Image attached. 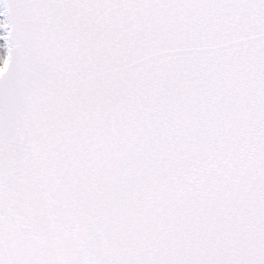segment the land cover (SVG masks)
<instances>
[{"label": "snow or ice", "instance_id": "obj_1", "mask_svg": "<svg viewBox=\"0 0 264 264\" xmlns=\"http://www.w3.org/2000/svg\"><path fill=\"white\" fill-rule=\"evenodd\" d=\"M0 264H264V0H0Z\"/></svg>", "mask_w": 264, "mask_h": 264}]
</instances>
